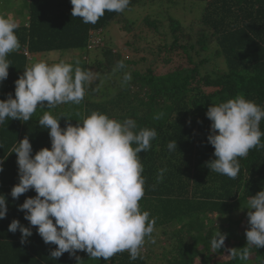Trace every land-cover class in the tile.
<instances>
[{
  "label": "trees",
  "instance_id": "1",
  "mask_svg": "<svg viewBox=\"0 0 264 264\" xmlns=\"http://www.w3.org/2000/svg\"><path fill=\"white\" fill-rule=\"evenodd\" d=\"M138 1L130 0L124 11ZM187 1L199 17L190 13L191 20L185 23L150 14L135 24L119 19L121 13L106 11L95 24H86L72 17L70 0H22L27 19L16 29L21 47L7 56L11 65L7 79L0 82V100L9 94L14 98V82L42 54L69 53L70 60L63 62L75 67L79 60V67L96 76L86 85L80 104L48 109L45 102L27 122L8 118L0 124V194L7 208L5 218L0 219V264H77L76 257L79 264H264V247L252 246L246 261L230 255L231 249L246 245L239 227L241 221L250 227L249 196L264 190V148H253L238 158L240 170L235 179L212 171L207 164L215 156L207 140L211 121L206 117L210 106L238 95L264 109V0ZM115 22L133 36L124 44L131 57L102 37ZM92 32L101 39L96 48H89ZM119 61L125 68L113 71ZM58 62L54 59L50 64ZM161 62L169 67L164 74L153 68ZM126 72L132 79L124 84ZM44 111L60 117L61 128L66 122L75 126L96 111L121 122L135 120V131L156 130L151 147L139 154L145 180L139 205L155 219V225L136 260L127 251L108 261L91 258L84 251L52 258L56 245L45 244L36 226L24 219L25 212L18 210L25 198L36 193L29 190L17 199L11 197L12 187L19 182L17 157L11 152L25 136L33 155L41 148L50 149L48 130L38 124ZM259 127L264 132V119ZM175 140L177 150L169 151L168 143ZM160 169H166L162 181L157 180ZM13 219L32 232L24 243L19 229L8 231ZM216 230L227 235L222 248L213 252ZM184 237L190 242L184 244Z\"/></svg>",
  "mask_w": 264,
  "mask_h": 264
},
{
  "label": "clouds",
  "instance_id": "2",
  "mask_svg": "<svg viewBox=\"0 0 264 264\" xmlns=\"http://www.w3.org/2000/svg\"><path fill=\"white\" fill-rule=\"evenodd\" d=\"M72 17L84 23L95 24L106 11L122 13L130 0H70ZM17 22L0 15V82L8 77L11 65L9 53L21 45L16 35ZM72 63L49 64L37 60L24 69L14 82V98L9 94L0 100V124L8 118L29 121L40 108L59 104H80L86 94V85L93 79L91 70L79 67V60ZM123 61L113 71L124 69ZM132 79L124 73L122 83ZM206 117L211 121L208 143L214 148V160L207 167L219 174L235 179L239 173L238 158L246 157L253 148H264L261 137L264 132L259 124L264 119V109L242 95L210 106ZM156 116L155 119H159ZM60 117L44 111L38 124L48 130L50 149L41 148L33 155L27 136L21 139L11 153H15L19 182L10 195L17 199L29 190L34 197H27L18 210L24 211V219L36 226L45 244H54L52 258L65 252L75 255L86 252L89 257L105 261L115 254L127 251L136 260L145 244V237L154 231L155 219L148 211H141L139 201L144 196L145 180L140 153L151 147L156 138L155 129L135 131V120L122 122L106 114L93 111L75 126L66 122L61 128ZM169 151L177 150L176 140L167 145ZM0 160V171H3ZM166 169H160L157 180H163ZM246 245L233 248L230 255L246 261L250 248L264 247V190L247 200ZM7 212L6 199L0 194V219ZM19 229L21 243L32 235L16 219L8 225V231ZM227 234L216 230L211 240L213 252L224 245ZM154 243L155 241L152 240ZM79 264V257H76Z\"/></svg>",
  "mask_w": 264,
  "mask_h": 264
},
{
  "label": "rangeland",
  "instance_id": "3",
  "mask_svg": "<svg viewBox=\"0 0 264 264\" xmlns=\"http://www.w3.org/2000/svg\"><path fill=\"white\" fill-rule=\"evenodd\" d=\"M173 2L168 0H158L157 1H148V0H139L138 3L133 6L131 9L123 11L121 14L122 19L125 22L132 21L133 23L137 24L140 20H142L147 15H156V16H169L171 18H174L175 20H178L179 22H187L190 21V16L188 14L192 13L196 19L199 17L198 11L196 10L195 13L192 12L191 4L187 0H173ZM27 11L24 6V3L22 0L20 1H14V0H0V15H5L6 17L14 19L17 24L19 25L20 21H24L27 19ZM192 17V19L194 18ZM102 37L109 41L113 46H116L118 48V51H122L124 49L125 42H131L133 40V36L126 35L124 31L120 29L118 24L111 23L108 26V29L103 31ZM154 48L156 46L154 45ZM126 52L128 51L126 48L123 50ZM122 51V52H123ZM128 55H130V51L127 52ZM68 56H62L58 52H52L47 54H42L39 57L34 59V61L40 60L45 61L47 63L57 60V61H65L70 60L69 53H66ZM160 62V61H159ZM172 65L173 64H169ZM145 65H140L139 68H146ZM155 72H161L166 73L169 69L168 66H162V62L157 64L156 66H153ZM96 73H93V75ZM224 220H219V222H223ZM218 222V223H219ZM248 226L244 225V221H241L240 227H239V234L243 237L245 236V232L248 229ZM184 244L189 243L190 240L188 237H184L183 241ZM142 251V250H141Z\"/></svg>",
  "mask_w": 264,
  "mask_h": 264
},
{
  "label": "built area",
  "instance_id": "4",
  "mask_svg": "<svg viewBox=\"0 0 264 264\" xmlns=\"http://www.w3.org/2000/svg\"><path fill=\"white\" fill-rule=\"evenodd\" d=\"M90 41H89V48H96L97 46H100L101 39L99 38L98 33H90ZM29 58V56H28Z\"/></svg>",
  "mask_w": 264,
  "mask_h": 264
},
{
  "label": "crops",
  "instance_id": "5",
  "mask_svg": "<svg viewBox=\"0 0 264 264\" xmlns=\"http://www.w3.org/2000/svg\"><path fill=\"white\" fill-rule=\"evenodd\" d=\"M39 56H40V55H39ZM39 56H38V57H39ZM40 57H41V56H40ZM35 58H37V56H36V57H34V59H35ZM34 59H33V61H34ZM30 61H31V60H30ZM51 62H52V61H51ZM51 62H49V64H50Z\"/></svg>",
  "mask_w": 264,
  "mask_h": 264
}]
</instances>
